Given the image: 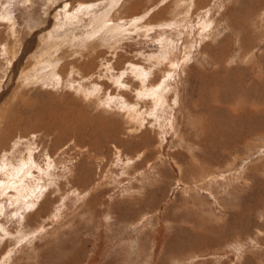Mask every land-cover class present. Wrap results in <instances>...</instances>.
Here are the masks:
<instances>
[{"label": "rangeland", "instance_id": "obj_1", "mask_svg": "<svg viewBox=\"0 0 264 264\" xmlns=\"http://www.w3.org/2000/svg\"><path fill=\"white\" fill-rule=\"evenodd\" d=\"M0 264H264V0H0Z\"/></svg>", "mask_w": 264, "mask_h": 264}, {"label": "bare ground", "instance_id": "obj_2", "mask_svg": "<svg viewBox=\"0 0 264 264\" xmlns=\"http://www.w3.org/2000/svg\"><path fill=\"white\" fill-rule=\"evenodd\" d=\"M112 3H113V7H114V6L118 5L119 0H112ZM88 8H89V7H87V8L85 7V8H84V7L81 6V7L79 8V10L76 11V12L74 13V15H76V18H77L78 15H80V16H82V14H87V15H88V14H89ZM93 9H94V8H93ZM108 11H109V10H108ZM105 15H106V14H105ZM66 17H67V16H66ZM73 17H74V16H72V17L69 16L68 19H69V20H72V19H70V18H73ZM102 18H103V17H102ZM106 19H108V17H107ZM103 21H104V20H103ZM137 22H138V21H137ZM103 24H104V23H103ZM73 25H74V24H72V26H73ZM120 26H121V25H120ZM118 27H119V26H118ZM126 27H127V26H126ZM99 28H100V27H99ZM101 28H102V27H101ZM122 28H123V27H122ZM108 29H109V28H108ZM124 30H125V29H124ZM126 31H127V29H126ZM128 32H129V31H128ZM170 64H171V63H170ZM52 72H53V71H52ZM155 97H156V96H155Z\"/></svg>", "mask_w": 264, "mask_h": 264}]
</instances>
